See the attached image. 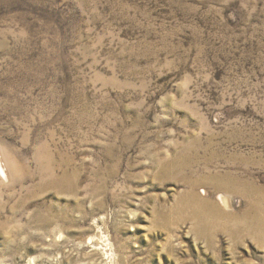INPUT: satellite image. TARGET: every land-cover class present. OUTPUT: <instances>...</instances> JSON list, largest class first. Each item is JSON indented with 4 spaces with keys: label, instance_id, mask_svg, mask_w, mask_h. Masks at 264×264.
<instances>
[{
    "label": "rangeland",
    "instance_id": "rangeland-1",
    "mask_svg": "<svg viewBox=\"0 0 264 264\" xmlns=\"http://www.w3.org/2000/svg\"><path fill=\"white\" fill-rule=\"evenodd\" d=\"M0 166V264H264V0H0Z\"/></svg>",
    "mask_w": 264,
    "mask_h": 264
},
{
    "label": "bare ground",
    "instance_id": "bare-ground-1",
    "mask_svg": "<svg viewBox=\"0 0 264 264\" xmlns=\"http://www.w3.org/2000/svg\"><path fill=\"white\" fill-rule=\"evenodd\" d=\"M0 172L2 173L1 166ZM205 180H207L206 184L211 185L215 191L229 190L237 184V179L229 173L209 174ZM191 188L192 190L189 192L187 197V203L195 207L193 218L199 224L203 222V209L207 210V212L205 213H208L211 218H232L231 216L224 214L222 210L209 199L202 200L198 198V196L194 192V185H192ZM203 193L204 192L201 191V194ZM252 193V197H255L252 198V201L249 204V209L246 214H243L244 219H250V224L246 226L245 231L248 234L258 232L264 235V196L261 195L260 190L258 188H253ZM219 201H221V203L224 205L227 204L226 200L221 197L219 198Z\"/></svg>",
    "mask_w": 264,
    "mask_h": 264
}]
</instances>
